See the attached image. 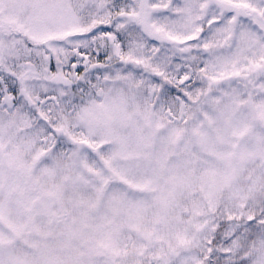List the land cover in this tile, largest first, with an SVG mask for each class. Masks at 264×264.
Returning <instances> with one entry per match:
<instances>
[{
    "label": "snow or ice",
    "instance_id": "snow-or-ice-1",
    "mask_svg": "<svg viewBox=\"0 0 264 264\" xmlns=\"http://www.w3.org/2000/svg\"><path fill=\"white\" fill-rule=\"evenodd\" d=\"M0 264H264V0H0Z\"/></svg>",
    "mask_w": 264,
    "mask_h": 264
}]
</instances>
